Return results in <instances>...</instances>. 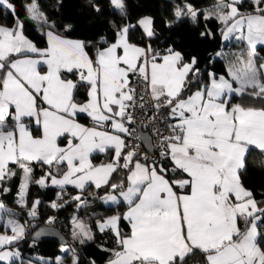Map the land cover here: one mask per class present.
Here are the masks:
<instances>
[{"label":"snow or ice","instance_id":"snow-or-ice-1","mask_svg":"<svg viewBox=\"0 0 264 264\" xmlns=\"http://www.w3.org/2000/svg\"><path fill=\"white\" fill-rule=\"evenodd\" d=\"M89 3L97 13L102 11L94 0ZM174 3L177 21L214 19L225 41L234 37L245 42L226 61L224 73L209 71L203 81L195 57L186 61L172 47L160 51L151 43L130 42V30L136 27L131 24L111 22L112 42L100 37L90 54L88 44L63 35L39 0H30L24 5L27 18L47 38V47L40 49L24 34L15 4L0 0L5 19H14L11 27L0 25V189L10 191L3 184L17 175L13 166L19 169L16 202L32 220L40 203L27 206L33 182L78 190L71 201H53V209L73 202L77 209L86 206L84 192L93 186L98 191L89 195L105 203L118 205L122 198L128 206L122 216L96 220L98 231L111 233L115 241L112 249H103L109 253L107 264H186L196 252L204 264H264V248L258 242L264 200L258 201L241 181L247 154L253 149L264 154V58L256 52L258 44L264 45V0H214L204 9L191 0ZM245 4L247 10H242ZM109 5L126 16L124 0H109ZM153 23L150 17L137 22L149 40L155 35ZM167 23L171 27L172 22ZM70 28L66 25L65 32ZM81 87L87 93L83 103L76 100ZM245 97L261 106L245 105ZM233 98L241 102L232 103ZM137 111L150 114L146 118L152 124L159 117L168 130L164 135L153 128L160 138L159 159L149 162L147 153L137 159L141 153L136 141L146 139L141 131L145 125L137 126ZM80 114H86L91 126L78 122ZM33 123L38 135L30 128ZM109 149V162L92 163L94 152ZM165 160L174 175L184 178H168L169 169L160 163ZM258 163L264 167V159ZM34 164L48 169L35 181ZM125 170L126 186L123 179L110 182L113 173ZM104 189L108 191L99 196ZM0 211L8 217L0 216L5 229L0 234V261L33 264L39 259L51 264L43 258L25 260L18 246L30 225L20 223L18 214L2 203ZM122 220L127 232L121 229ZM55 221L50 216L45 223ZM71 222L74 239L84 243L93 238L91 228L75 214ZM61 251L70 252L72 264H78L75 249ZM56 264H64L63 257H57Z\"/></svg>","mask_w":264,"mask_h":264},{"label":"trees","instance_id":"trees-1","mask_svg":"<svg viewBox=\"0 0 264 264\" xmlns=\"http://www.w3.org/2000/svg\"><path fill=\"white\" fill-rule=\"evenodd\" d=\"M213 0H191V2L197 8H203L212 3ZM15 4L16 13L21 20L24 21V34L30 39L37 47H44L45 40L44 35L41 34L37 27L36 22H33L27 18L24 10V5L29 3L30 0H11ZM100 8L101 12L97 13L89 0H39L41 10L47 14L50 22L54 21L58 31L68 38L79 39L84 41L89 47L86 49L90 54L95 52V48L91 45L97 43L100 37H107L109 42L113 40V29L111 28V22H115L118 25L131 24L135 25L130 30L129 39L130 42L138 44L140 46H146L151 43L154 49L164 51L165 49L172 47L175 50L180 51L185 60H191L192 57L197 59L196 67L201 70L203 81H207V73L209 71L216 72L218 75L225 72L226 58L224 54L218 56L217 53H222L223 50L231 48L232 46H240L242 41L239 40H221L220 25L214 19L207 22L203 17L199 18L197 23H193L189 19H182L177 21L173 14L175 7L174 0H124L126 6V16L122 17L114 13L109 5V0H94ZM180 2V0H175ZM247 4L242 10H247ZM142 16H148L153 20V27L155 35L149 40L144 34L140 26L137 24V20ZM167 22H172L171 27ZM14 19L11 15L5 19L3 9H0V24L12 25ZM70 25L71 28L65 32V26ZM210 31L212 35L201 36L202 32ZM106 46V45H105ZM258 57L264 58V46L256 47ZM67 75V74H66ZM68 78H77L69 76ZM195 90V86L191 89ZM189 93H185L187 95ZM87 97L86 89L81 87L76 93V100L83 102ZM241 102L239 98H233L232 103ZM245 105H253L260 107V103L245 97L243 100ZM79 122L86 123L87 117L80 114ZM33 134H37L36 127L30 125ZM111 152L107 150L105 153H94L90 159L92 163L107 162L110 160ZM139 159V157H137ZM264 159V154H261L259 150H251L247 154V166L246 170L241 173V181L243 185L252 190L256 199L264 200V167L259 165V161ZM164 167L168 168L167 177L174 179L181 175H174L169 167L167 160L161 163ZM17 175L12 179L7 180L3 187L9 188L10 191L5 193L0 189V202L9 207H14L17 211V218L23 224L29 223L30 218L27 216V209L21 208L15 204V193L19 183V169L15 168ZM47 166L42 169L39 164H34L33 181L37 177L44 176ZM126 170L113 173L110 178L111 183H119L122 179L125 180L126 186ZM88 189L91 192H97L93 187ZM108 189L99 190V196L106 193ZM78 190L65 186L62 191L56 187H41L34 182L29 186L27 196V206L30 208L33 201H40L37 209V224L45 223L48 217H56L55 223L52 226L67 237V244L71 249H75V254L78 257V264H105L109 259V253L103 249H112L115 246V241L109 232L101 233L98 231L93 232V238L86 240L84 243L76 241L71 238V225L70 218L74 213H80V209L76 208V204L70 203L60 209H53L50 205L53 201L63 204L65 200L71 201V198L77 194ZM87 200H97L92 195H85ZM58 194L62 196V199L58 200ZM97 213L92 216H103L106 213H117L121 215V212L127 206L120 201L118 205H101L95 203ZM264 207V205H261ZM36 224V225H37ZM32 226V229L36 226ZM49 225V224H47ZM121 229L127 232V224L125 221H121ZM258 242L259 245L264 248V222L259 226ZM30 231H27L25 238L19 243L18 250L22 253L25 260L29 258H43L44 261H50L52 258L59 254V244L47 240L31 241L28 238ZM64 264H67V255L63 256ZM190 262L195 264H204L203 257L199 252L194 253L186 259V264ZM0 264H11L2 263ZM33 264H41L39 259L33 261Z\"/></svg>","mask_w":264,"mask_h":264},{"label":"rangeland","instance_id":"rangeland-1","mask_svg":"<svg viewBox=\"0 0 264 264\" xmlns=\"http://www.w3.org/2000/svg\"><path fill=\"white\" fill-rule=\"evenodd\" d=\"M212 4H210V5H208V6H204L202 9H204V8H207V7H209V6H211ZM144 17H148V16H142V17H140V19L141 18H144ZM139 19V20H140ZM138 20V21H139ZM221 40L222 41H224V39H223V37H222V35H221ZM230 40H237V39H235L234 37L232 38V37H230ZM238 51H240V48H239V46H236V45H234V46H232L231 48H228V49H225V50H223L222 51V54H224V57L226 58V61L228 60V59H230L231 58V54L232 53H236V52H238ZM20 182H21V179H20ZM20 182H19V185H20ZM19 185H18V187H17V191H16V193H15V200H14V202L17 204V199H18V191H19ZM89 195V191L85 194V195ZM105 195V193L104 194H102L101 196H104ZM33 202H35V201H33ZM97 202L98 203H101V204H103V205H110L111 203H105V202H103V201H101L100 199H97ZM1 203V202H0ZM4 208L5 209H10L11 211H13V212H15V213H17V211H16V209L14 208V207H9V206H5L4 205ZM31 208V207H30ZM77 208V207H76ZM95 212H96V208H95V206H94V204L93 203H91L90 201H88V204L86 205V206H84V207H82V208H80V213H74L77 217H78V219L80 220V221H82V222H84L85 224H87L90 228H91V231H92V234H93V232L94 231H98V229H97V225H96V220L97 219H101V218H105V217H109V216H112L113 214L112 213H106V214H104L103 216H92L91 217V215L94 213L95 214ZM73 214V215H74ZM73 215H72V217H73ZM0 216H4V218L5 219H7L8 217L4 214V212H2V211H0ZM71 217V218H72ZM71 218H70V225H71V230H72V222H71ZM15 219H17L19 222H20V220L17 218V216L15 217ZM21 223V222H20ZM4 231H5V229L3 228V227H0V234H2V233H4ZM99 232V231H98ZM8 234L10 235L11 234V232H10V230H8ZM71 238H73V236H72V231H71ZM74 239V238H73ZM74 240H77V241H79L80 242V240L79 239H74ZM64 247H67V248H69V249H71L67 244H59V254H57V255H55L51 260H52V262H54L55 264H56V260H57V257H63L64 255H67V264H72V254L69 252V253H65V252H62L61 251V249L62 248H64ZM0 262H2V263H10V262H5V261H0ZM105 264H107V262L105 263Z\"/></svg>","mask_w":264,"mask_h":264},{"label":"built area","instance_id":"built-area-1","mask_svg":"<svg viewBox=\"0 0 264 264\" xmlns=\"http://www.w3.org/2000/svg\"><path fill=\"white\" fill-rule=\"evenodd\" d=\"M164 116L167 115L166 112L163 113ZM150 116V114L147 113H141L140 111L136 112V120H137V126L143 124L145 125V127H143L141 130H144L148 133L149 137H150V142H151V148L150 151H145L142 147V143L141 140H137L136 143L139 145L137 147V151L141 153V156H139V159L142 160V156L143 154L147 153L149 156V162L153 159H159V152H160V138L159 136H157L154 132H153V128H157L160 130V132H162L164 135L168 134V130L166 127H164L163 122L161 121V119L158 117L157 121L155 124L149 123V120L146 118ZM88 124L91 126V121H88ZM160 163H163V161H160ZM38 212V209H37ZM30 226L28 227L27 231L32 230V226L37 224V220H32L30 218L29 223ZM190 264H195L190 262Z\"/></svg>","mask_w":264,"mask_h":264},{"label":"water","instance_id":"water-1","mask_svg":"<svg viewBox=\"0 0 264 264\" xmlns=\"http://www.w3.org/2000/svg\"><path fill=\"white\" fill-rule=\"evenodd\" d=\"M146 139L141 140L142 147L145 151H150L151 148V142H150V137L148 133L144 130H141ZM41 229L44 231L41 232ZM40 233L39 236L36 235V233ZM28 238L31 241H42V240H47L51 242H55L57 244H64L67 242V237L63 235L55 226L52 225H47L44 223H39L37 224L31 232L28 234Z\"/></svg>","mask_w":264,"mask_h":264},{"label":"crops","instance_id":"crops-1","mask_svg":"<svg viewBox=\"0 0 264 264\" xmlns=\"http://www.w3.org/2000/svg\"><path fill=\"white\" fill-rule=\"evenodd\" d=\"M214 3V0L212 1V3L211 4H213ZM176 18V17H175ZM140 19V18H139ZM138 19V20H139ZM138 20H137V22H138ZM0 25H5V24H0ZM13 25V24H12ZM12 25H7V26H9V27H11ZM141 28V27H140ZM142 29V28H141ZM45 31H46V29H45ZM143 31V30H142ZM233 38V37H232ZM70 39H74V38H70ZM44 40H45V44H44V47H42V48H40V49H43V48H46L47 47V38H46V36L44 35ZM76 40H79V39H76ZM245 46V42H242L241 43V45L239 46V48H240V50L243 48ZM258 46H264V45H257L256 47H258ZM37 47V46H36ZM37 48H39V47H37ZM195 91V90H194ZM188 95V94H187ZM86 99H87V97H86ZM86 99L83 101V102H85L86 101ZM82 102V103H83ZM83 115H85L86 116V114H83ZM87 117V116H86ZM90 119L87 117V122L86 123H82V122H79V123H81V124H83V125H85V126H90L89 124H88V121H89ZM32 125H34L35 126V124L33 123ZM36 127V126H35ZM35 135H38V133L37 134H35ZM62 146H63V142H62ZM110 150V152H111V155H110V160H111V158H112V155H113V151L111 150V149H109ZM94 153H100V152H94ZM93 153V154H94ZM109 160V161H110ZM109 161H107V162H109ZM107 162H101V163H93V164H95V165H100V164H102V163H107ZM169 162V167H172V165H171V162L170 161H168ZM62 168H66V165L65 166H62ZM48 169H46V171H47ZM45 171V172H46ZM43 177V176H42ZM41 177H37L36 178V180H39ZM184 178V176H179V177H176V178H174V180H179V179H183ZM20 179H21V173L19 174V182H20ZM18 185H19V183H18ZM48 186H50V187H56V188H59V187H57V186H53V185H51V183H50V181H48ZM67 186H69V187H72V188H74L73 186H71V185H67ZM18 187V186H17ZM93 188H94V186H93ZM77 190V189H76ZM178 192L180 191L179 189H176ZM17 191V190H16ZM89 191V193L91 192V190L90 189H88L87 190V192ZM88 201H90L91 203H93L94 204V206H95V203H98L97 202V200H94V199H91V200H88ZM120 201L121 202H123L124 204H126V202H124L123 201V199L122 198H120ZM16 204V203H15ZM99 204H101V203H99ZM18 205V204H17ZM101 205H103V204H101ZM110 205H112V204H110ZM127 205V204H126ZM105 206H108V205H105ZM127 207L128 206H126L125 208H124V210L121 212V216L127 211ZM95 208H96V206H95ZM98 211H97V208H96V212L95 213H97ZM94 214V213H93ZM113 215H116L117 213H112ZM126 222V221H125ZM126 224H127V222H126ZM127 231H128V225H127ZM70 235H71V233H70ZM73 239V238H72ZM77 241V240H76ZM59 247V246H58ZM60 250V249H59Z\"/></svg>","mask_w":264,"mask_h":264}]
</instances>
